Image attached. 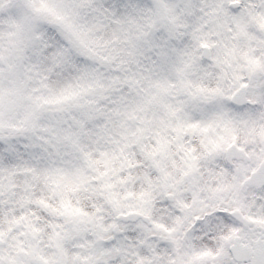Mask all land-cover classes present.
I'll use <instances>...</instances> for the list:
<instances>
[{
  "label": "snow or ice",
  "instance_id": "snow-or-ice-1",
  "mask_svg": "<svg viewBox=\"0 0 264 264\" xmlns=\"http://www.w3.org/2000/svg\"><path fill=\"white\" fill-rule=\"evenodd\" d=\"M0 264H264V0H0Z\"/></svg>",
  "mask_w": 264,
  "mask_h": 264
}]
</instances>
